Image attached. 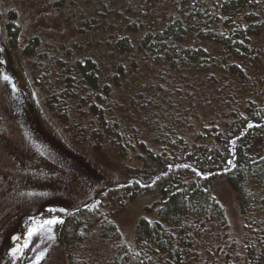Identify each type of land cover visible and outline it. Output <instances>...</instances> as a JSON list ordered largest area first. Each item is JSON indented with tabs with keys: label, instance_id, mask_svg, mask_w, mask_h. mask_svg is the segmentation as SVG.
<instances>
[{
	"label": "rangeland",
	"instance_id": "374dc122",
	"mask_svg": "<svg viewBox=\"0 0 264 264\" xmlns=\"http://www.w3.org/2000/svg\"><path fill=\"white\" fill-rule=\"evenodd\" d=\"M256 1L257 7L264 8V0ZM174 4L175 0H0V39L9 40L7 26L11 21L18 26L20 37L18 45L11 50L17 76L0 72V264H69V252L61 241V222L81 206H105L122 239L128 243L134 241L135 226L141 216H157L159 193L141 191L134 199L124 200V204L109 201L105 194L104 199L101 197L111 188L117 190L132 183V169L145 166L147 158L143 157H147V151L136 145L134 152L123 154L113 140V129L106 130L102 124L95 128L100 130L98 137L92 129L97 117L89 112V103L97 95L105 94L100 86L108 80L114 57L115 64L126 66L125 73L133 69L131 64L137 59L139 73L119 86L112 83V91L106 92L109 107L105 108L104 116L110 120L116 115L121 126L136 128L150 151L162 149V144L155 140V119L170 122V114L173 116L174 112L170 106L175 99L165 104L156 87L161 84L172 89L175 81H164L168 73L163 76L159 67L144 63V56L137 48L123 53L115 49L114 55L111 48L124 35L136 45L147 29L127 28L124 21L146 20L148 14L141 12L144 6L151 9L150 19L158 22L170 15ZM33 36L40 40L38 51L47 53L52 61V69L42 78L50 85L49 91L36 83L39 73L34 65L35 55L28 56L23 49ZM254 45L264 49V31L255 38ZM78 57H91L98 63L100 85L94 93L89 92L91 87L86 84L84 93L81 87L75 88L74 97L67 99L68 121L62 122L49 106L48 93H60L65 85L67 69L58 61L69 64L76 74ZM258 58L261 66L256 73L263 71L260 76L264 81V53L260 52ZM114 68L115 65L113 72ZM214 74L220 79L217 83L209 81L204 73L186 71L185 76L195 82L197 90L191 92L183 105L191 104L194 113L186 118L182 114L180 125L175 126L179 135L190 142L205 128L212 129L215 125L225 128L226 119L231 120L229 115L243 113L249 100L263 103L264 85L260 81H254L255 90L247 91L241 81L227 72L218 69ZM20 86L34 92L31 102L34 123L21 122L10 110L18 100L17 95H21ZM184 90L186 96L187 88ZM151 94L159 98L157 103L149 104L147 99ZM162 108H166L163 114ZM55 111L59 112L56 108ZM259 144L264 148V141ZM192 166L202 175L210 174ZM214 187L227 211L229 227L211 233L208 248L199 250L200 263L219 259L217 253L230 254L229 261L234 262L235 255L242 254L246 228L230 185L218 177ZM90 236L74 246L79 250L72 251L78 250L89 264H108L117 241ZM218 261L230 264L228 259ZM259 262L264 264L261 259Z\"/></svg>",
	"mask_w": 264,
	"mask_h": 264
},
{
	"label": "trees",
	"instance_id": "16d2710c",
	"mask_svg": "<svg viewBox=\"0 0 264 264\" xmlns=\"http://www.w3.org/2000/svg\"><path fill=\"white\" fill-rule=\"evenodd\" d=\"M257 6L256 0H175L173 11L164 20L156 22L157 19H150L151 9L144 6L141 12L148 14L146 20H139V23L124 21L127 28L147 30L136 45L127 35L119 37L111 48V54L114 55L115 49L123 53L137 48L144 56V63L159 67L163 76L168 73L164 81H175L172 89L160 84L156 90L163 95L165 104L175 99L170 106L174 112L173 116L170 114L168 123L155 119V140L162 144L158 152L147 149L136 128L121 126L116 115L108 120L104 116L105 108L109 107L106 92L112 91V83L119 86L139 73L137 59L131 64L133 69L125 73L126 66L115 64L116 59L113 58L114 72L110 64L108 80L103 87L100 86L105 94L97 95L96 100L89 103V112L98 118L92 129L100 124L106 130L111 127L113 140L123 154L134 152L135 146L139 145L147 151V157L142 156L147 159L144 167L132 169V183L117 190L111 188L101 197L104 199L105 194L109 201L124 204V200L134 199L141 191L159 193L160 207L156 217L141 216L137 220L132 243L122 239L105 206L99 204L77 210L65 219L61 231V241L69 252V264H89L78 254L80 248H74L89 235L117 241L116 251L108 264H226L218 260L229 261L230 254L223 256L217 253L219 259L205 263H200L199 257V250L208 248L211 233L215 229L227 230L229 227L227 211L215 193L218 177L224 178L232 188L246 228L242 254L235 255L234 262L229 261L230 264H261L259 259L264 262V148L259 146L264 141V100L262 104L249 100L243 113L232 112L229 115L231 120L226 119L225 128L218 125L212 129L205 128L192 142L182 138L175 126L180 125L182 114L186 118L194 113L191 104L183 105L191 92L197 90L195 82L188 74L185 76L186 71L190 74L204 73L209 76V81L217 83L220 79L214 73L218 69L223 70L236 81H241L247 91L255 90L254 81L264 85L260 76L263 71L256 73L261 66L258 54L264 53L263 48L254 45L255 38L264 31V8ZM15 26L13 21L9 22V40L0 39V72L8 76H17L11 57L12 48L20 41L19 28ZM39 43L38 36H33L23 49L28 56L35 55L34 65L39 73L36 83L49 91L50 85L42 78L47 77L52 69V61L47 53L38 51ZM58 62L67 69L65 85L60 93H48V101L57 117L67 122V99L74 97L75 88L81 87L79 90L84 93L85 84L91 87L89 92L98 91L100 67L91 57H78L75 74L69 64ZM184 87L187 88L186 96L183 95ZM20 94L10 110L21 122L34 123L36 119L31 107L34 92L24 86ZM115 96L111 93V97ZM158 99L151 94L147 100L152 104ZM159 106L155 105L156 108ZM165 109L162 108V114ZM99 131L94 130L98 137ZM192 165L210 174L202 175ZM73 249L78 250L75 253Z\"/></svg>",
	"mask_w": 264,
	"mask_h": 264
},
{
	"label": "flooded vegetation",
	"instance_id": "af4514ba",
	"mask_svg": "<svg viewBox=\"0 0 264 264\" xmlns=\"http://www.w3.org/2000/svg\"><path fill=\"white\" fill-rule=\"evenodd\" d=\"M20 87H21V89H20V90L22 91V88H23L24 86H23V87H22V86H20ZM65 219H66V217H65V218L62 220V222H61V227H62V225L64 224V221H65Z\"/></svg>",
	"mask_w": 264,
	"mask_h": 264
},
{
	"label": "water",
	"instance_id": "95a60500",
	"mask_svg": "<svg viewBox=\"0 0 264 264\" xmlns=\"http://www.w3.org/2000/svg\"><path fill=\"white\" fill-rule=\"evenodd\" d=\"M83 208H85V206H81V207H79L77 210H80V209H83Z\"/></svg>",
	"mask_w": 264,
	"mask_h": 264
},
{
	"label": "snow or ice",
	"instance_id": "6c2138e0",
	"mask_svg": "<svg viewBox=\"0 0 264 264\" xmlns=\"http://www.w3.org/2000/svg\"><path fill=\"white\" fill-rule=\"evenodd\" d=\"M5 79H7V77H5ZM54 221H50V223H53Z\"/></svg>",
	"mask_w": 264,
	"mask_h": 264
}]
</instances>
